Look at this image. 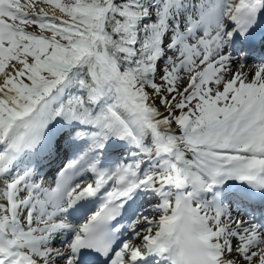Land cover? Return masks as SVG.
Here are the masks:
<instances>
[{"label":"snow or ice","instance_id":"obj_1","mask_svg":"<svg viewBox=\"0 0 264 264\" xmlns=\"http://www.w3.org/2000/svg\"><path fill=\"white\" fill-rule=\"evenodd\" d=\"M0 264H264V0H0Z\"/></svg>","mask_w":264,"mask_h":264}]
</instances>
